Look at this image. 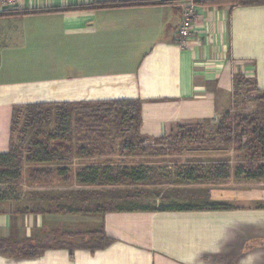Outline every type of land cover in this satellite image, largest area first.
<instances>
[{
	"label": "crops",
	"instance_id": "0c3cea01",
	"mask_svg": "<svg viewBox=\"0 0 264 264\" xmlns=\"http://www.w3.org/2000/svg\"><path fill=\"white\" fill-rule=\"evenodd\" d=\"M105 1L114 0H18L0 8V154L9 149L14 106L47 104L55 111L54 104L86 107L137 100L144 145L158 149L152 140L169 135L175 126L216 124L229 111L228 71L251 76L264 93V6L197 4L187 45L181 46L176 31L183 15L177 5L154 0L95 7ZM70 141L56 144L62 156L55 165H120L116 160L132 157L118 152V142L114 152L110 148L82 157L76 151L87 141ZM159 185L164 190L175 186L130 185L125 188L136 194L126 189L112 198L122 207L133 203L150 210L112 211L89 220L56 212L70 205L65 188L36 185L30 205L4 198L0 241L64 247L83 243L88 232L103 227L114 242L93 253L74 250L72 257L66 248H49L35 258L0 255V264H264V205L213 200L206 203L233 209L160 211V205L193 203L176 192L147 199V190ZM71 238L75 241L68 242Z\"/></svg>",
	"mask_w": 264,
	"mask_h": 264
},
{
	"label": "trees",
	"instance_id": "16d2710c",
	"mask_svg": "<svg viewBox=\"0 0 264 264\" xmlns=\"http://www.w3.org/2000/svg\"><path fill=\"white\" fill-rule=\"evenodd\" d=\"M152 2L146 0H114L97 3L95 7L114 8L142 3L151 4ZM195 3L203 6L224 4L237 7L264 6V0H197ZM32 12L35 11H26L25 13ZM244 81L249 82L248 80ZM253 85L256 91L260 93V98L256 99L261 105L260 111L250 114L228 111L221 115L215 125H211L208 121L177 125L169 135L152 140L153 144L159 146L158 149H154V146L152 148L144 145L147 139L140 135L141 103L137 100L98 102L87 104L86 107H80L84 106L83 104H54L53 106L58 108L55 111L53 110L54 126L49 131L43 130L42 126L47 123V116L52 112L50 105L14 106L11 113L9 149L8 152L0 154V184H19L22 181V149L13 142V132L17 126L16 119L20 114H22L23 122L27 128H37L32 135L30 146L26 149L25 162L32 165L28 171V181L30 182L42 179L50 180L54 176L66 181L72 175L78 184L82 186L140 185L152 184L158 180L157 177L153 178L154 172L152 169L144 167L143 164L133 167L87 165L77 169L75 174L67 166L59 167V165H55L59 161V157L62 156L59 152L61 149L57 148L56 144L64 141L72 142L70 140L75 138L76 142L87 141L85 146L76 151L82 157L99 154L110 148L114 152L116 142L120 146L118 152L129 156L144 155L149 152L178 154V146L184 144L183 146L186 145L184 148H188L192 142L197 145L210 142L213 145L223 144L234 153L240 154L239 159H243L244 163L231 166L227 162L218 161L205 167L200 165L187 166L183 171H180L181 180L191 184L222 183L232 178L235 182L264 183V163H260L264 160V125L262 124L264 119V93L257 89L254 79ZM72 108H75V118H73ZM211 127H213V130ZM107 129H112L115 132L107 135L105 134ZM108 136L111 142L107 140ZM104 140L108 141V145H103L105 144ZM49 165L58 167H44ZM3 199L4 197L0 195V200ZM123 205V207L117 206L111 209H107L106 205H94L89 208L69 205L60 207L56 212L69 215L102 216L112 211L150 210L149 207L133 203ZM232 209L229 205L219 203H204L201 205L169 204L158 207L160 211L178 212L228 211ZM87 234L90 237L88 242L85 241L78 245L66 244L63 245L64 247L58 245L48 247L45 244L30 246L22 243L9 244L0 241V255H20L24 258H35L49 248H66L69 250L70 257H72L74 250H88L93 253L105 249L114 242L106 236L103 227Z\"/></svg>",
	"mask_w": 264,
	"mask_h": 264
},
{
	"label": "rangeland",
	"instance_id": "374dc122",
	"mask_svg": "<svg viewBox=\"0 0 264 264\" xmlns=\"http://www.w3.org/2000/svg\"><path fill=\"white\" fill-rule=\"evenodd\" d=\"M154 1V0H146ZM231 71V69H230ZM240 70L235 72H227V80L230 84V103L226 107L232 113L239 114H250L258 112L261 109V105L256 99L260 98V93L256 91L253 85V78L251 76H245ZM249 82H245L244 80ZM217 90V88H216ZM221 95L219 93L217 97ZM222 96V95H221ZM220 96V97H221ZM47 123L42 126V129L49 131L53 129L54 113L50 112L47 116ZM17 126L13 132V142L16 146L22 149L23 163L22 167V181L19 184L1 183L0 184V195L4 198H12L26 205H30L31 196L30 191L36 185L49 184L54 189L65 188L64 193L69 194V203L73 207H92L94 205H106L107 209L115 208L118 205L112 198L124 193L126 189L134 192L133 188H125V186H82L79 185L76 179L70 176L66 181L59 177H53L50 180L42 179L36 182L28 181V171L32 165L25 162L27 156L26 149L30 146V141L33 133L36 132V127L27 128L23 122V116L20 114L17 119ZM264 125V119L262 120ZM215 125V124H212ZM178 146V154H162L161 152H149L144 155H133L132 157L121 158L116 160L121 162L120 167H133L138 166V162H145L144 167L152 169L153 178L157 177V181L152 184H175L174 187L167 188L162 185L156 188L148 189V198L156 196L158 193L165 195L169 192L178 193L184 200H190L194 205H201L207 201H221L225 203H232L234 205H242L243 207H251L253 205H264V183L262 184H245L240 186L236 182H222L219 184H208V183H195L189 184L181 181L180 171H183L187 166H202L205 167L213 161H232V166L238 164L239 155L236 153L230 154V148L223 144L205 143L202 145L189 146ZM200 146V147H199ZM226 147V148H225ZM166 148V147H164ZM226 149V150H225ZM178 163V166L175 165ZM183 163V164H182ZM188 163V165H185ZM118 166V165H117ZM50 168H56L58 166H44ZM65 167V166H59ZM81 166L69 167L72 173L75 174L76 170ZM170 168V169H169ZM171 182V183H170ZM241 199V200H239ZM151 201V200H149ZM148 201V203H149ZM162 202V200H160ZM67 203V202H66ZM123 204V203H121ZM78 215V214H77ZM81 219H92L89 215H79ZM99 228V227H98ZM89 233V232H88ZM83 242L90 240L89 235L86 238L81 239ZM75 241L71 238L68 242Z\"/></svg>",
	"mask_w": 264,
	"mask_h": 264
},
{
	"label": "built area",
	"instance_id": "2783aa9c",
	"mask_svg": "<svg viewBox=\"0 0 264 264\" xmlns=\"http://www.w3.org/2000/svg\"><path fill=\"white\" fill-rule=\"evenodd\" d=\"M18 0H0V8L6 5H14ZM168 3L177 5L182 10L181 24L176 31L177 43L181 46H186L194 18L196 16L197 0H166Z\"/></svg>",
	"mask_w": 264,
	"mask_h": 264
}]
</instances>
